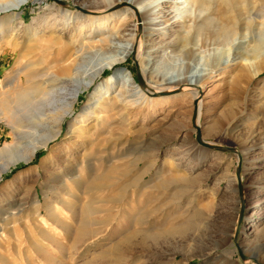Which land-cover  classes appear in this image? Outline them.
<instances>
[{
  "label": "rangeland",
  "instance_id": "1",
  "mask_svg": "<svg viewBox=\"0 0 264 264\" xmlns=\"http://www.w3.org/2000/svg\"><path fill=\"white\" fill-rule=\"evenodd\" d=\"M5 1L8 0H0V3ZM85 1L90 0H28L14 11H0V98L13 90L19 75L55 64L53 60L62 54L72 38V30L63 27L62 15L55 17L65 9L89 14L87 8L80 7ZM194 1L146 0L144 5L176 6L180 11L189 9L191 13ZM55 19L57 23L53 25ZM134 22L133 18L127 19L119 31L132 28ZM192 23L187 21L186 25L192 26ZM112 27L111 24L104 35L111 34ZM178 30L183 28L180 22H175L166 34L154 32L148 44L159 47L164 41L174 40ZM208 37L206 31L198 35L197 55L190 59L191 68L204 69L208 73L201 90L200 124L191 90L167 94L164 102L163 95L155 92L147 93L152 100L140 97L139 90L128 93L127 88H132L133 84L122 85V81L106 92V80L119 68L141 87L136 63L143 80L151 81L155 89L163 87L169 75L187 72L189 67L183 55L175 53L163 61L166 51L161 49L153 54V63L145 72L134 54L106 69L90 87L80 89L73 107H70V99L49 101L53 96L51 92L46 100H38L36 106L30 108L32 112L17 129L1 114L3 108L0 106V148L11 145L24 155L33 147L39 148L31 161L12 165L0 179V207L6 197L5 190L17 186L21 188L19 197L25 204L17 221L0 211V250L9 255L11 264L20 261L21 241L23 258L28 254V224L34 228L32 220L37 201L44 214L56 206L63 210L62 205L72 206L78 212L90 207L92 211L97 210L89 215L96 224L91 226L92 231L86 241H82L74 258H68L69 252H60L53 243L37 240L48 247L45 251H55L57 261L64 264H84L133 228L157 232L189 219L195 225L187 241H183L180 234L161 235L156 241L134 248L126 262L108 264H264V234H256L257 230L264 231V70L251 80L240 77L235 67L241 58L214 69L217 61L225 60L234 52L236 44L230 47L205 43ZM69 46L70 49L78 47ZM237 49L243 54L253 53L262 60L264 24L257 25L248 41ZM110 54V48L103 46L98 56L85 55L79 63L80 72L72 74H77L79 80L86 78V70ZM140 61L144 62L145 58L141 57ZM51 72H58L57 65ZM51 86L53 83L46 89ZM60 116L63 119L59 127L56 119ZM83 120L87 135L78 138L73 129ZM59 128V135L53 137ZM198 129L204 141L236 150H213L200 145L196 139ZM250 136L254 143L247 151L248 159L244 164L241 153L251 147L252 143L246 144ZM76 141L78 146L69 153L79 158L76 173L70 176L65 173L61 177L60 172L66 165L61 155ZM84 152L87 158L83 163L81 154ZM52 156L54 161H50ZM44 159L46 167L42 165ZM5 161L0 157V165ZM29 171L33 172V177L22 184L18 178ZM80 174L79 184H85L89 190L63 187L62 184L74 187L71 179ZM30 185L32 189L28 191ZM242 207L241 227L237 232L239 250L235 233ZM63 213L66 214L65 209ZM194 213H200L201 218L195 221ZM73 219L69 221L76 225L78 220ZM51 232L56 237L66 235L65 231L57 229ZM30 252L35 255L34 250ZM38 261L42 263L41 257Z\"/></svg>",
  "mask_w": 264,
  "mask_h": 264
},
{
  "label": "bare ground",
  "instance_id": "2",
  "mask_svg": "<svg viewBox=\"0 0 264 264\" xmlns=\"http://www.w3.org/2000/svg\"><path fill=\"white\" fill-rule=\"evenodd\" d=\"M27 1L28 0L5 1L0 3V11H14ZM145 1L146 0H90L89 2L85 1L80 4L81 8H87L88 11H90L89 14L81 12L74 13L71 9H65L61 14H57L55 18L62 15L64 19L62 21L64 29L72 30L70 43L65 46L64 51L61 52L62 54H58L57 59L53 60V63H55L53 66L55 67L57 65L58 72H51L53 66L47 64L43 69L31 70L18 76L13 90L5 92L4 96L0 98V106L3 108V110L1 109V114L5 116L8 123L14 129L23 126V122L27 119L26 116H28V113L32 112H29L30 108H32L38 100L43 98L46 100L45 97L51 92L53 96L49 98L50 100L48 99L49 101L55 102L57 99H70V107H73L74 103L78 100L80 89L82 87H90L95 79L105 72L106 69L112 68L116 63L123 62L134 54L136 56V62L141 65L142 71L145 72L153 63V54L159 52L161 49L166 51L162 57L163 61L167 57L171 58V56L176 55L175 53L183 55L189 67L187 72L169 75L165 78V85L160 87V89H155L151 81L147 80L145 82L144 80V84L141 86L143 87L142 89L136 84L134 78L130 74L124 69L119 68L106 80V92L109 93L113 86L122 81V85L127 83L133 84L132 88H127L128 93L139 90L140 97L152 100L147 93L153 94V92H155L160 96L163 95L161 100L164 102L168 99L166 96L167 94H172L173 92L178 94L185 89L191 90V94H193L197 106L199 117L198 124H200L203 106V95L201 90L203 88V81L206 79L208 73L205 72L204 69L191 68L190 59L197 55V37L202 31H206L209 36L208 40H205V43L228 44L230 47L236 44L234 52L232 54L229 53L225 60L217 61L214 65V69L221 66H228L238 58H241V61L238 62L235 67V69L240 71V77H247L251 80L264 70V58L258 60L257 55L255 56L253 53L243 54L237 49L248 41L249 34L254 31L257 25L264 24V0H195L194 11H191V13H188L189 9L180 11L178 9L179 7L176 6L144 5ZM120 4L123 6L114 9ZM184 13L186 14L182 15ZM129 18H133L135 21L133 27L119 31V28L123 26ZM173 18H176V20L171 22ZM187 21H192V26L188 25V27L186 25ZM175 22H180L183 30H178V35L174 40L164 41L156 48L148 44L154 32L158 31L161 34H166ZM56 23L57 21L55 19L53 25ZM111 24L113 25L110 31L111 34L104 35V33L107 32L105 30L109 28ZM114 30L117 31L114 32ZM69 45L78 47L70 49L71 47ZM103 46L109 47L111 54L103 60H97L90 69L86 70L88 73L86 78L79 80L77 74L82 68L79 65L81 60H83L87 54L98 56ZM156 56H158V54L155 55L154 58ZM141 57L145 58L144 62H141L142 60L140 61ZM73 71L77 74H72ZM51 83H53V86H51V89L47 90L48 88L46 89V86ZM168 89H170V91H168ZM154 100L159 99H153V101ZM62 119L63 116L56 119V123H58L59 127ZM86 128V122L83 120L75 126L73 133L76 134L78 138H85L87 135ZM59 133L60 128L55 131L53 137L58 136ZM253 139L254 138L250 136L246 140V144L252 143L249 145L251 147L241 153L242 162H244V164L248 159L246 158L247 153L253 147ZM47 144V142L44 143V146ZM77 144L78 141H76L75 145L70 143L65 154L61 155V158L66 161L64 170L60 172L61 177L65 176V173H70L69 176L76 173V166L79 162V158H77V156L71 157L72 155H69V153L75 149L74 146H78ZM38 150V147H33L28 154L24 155L19 148H14L11 145L1 147L0 157L5 158L6 161L3 165H0V179L3 173L7 169H10L12 165H16L20 161H31ZM86 158L87 154L85 152L82 153L81 160L83 163ZM46 161L47 160L44 159L42 162V165L45 167L47 166ZM50 161H54L53 156ZM32 175V171L23 173L18 180H20L22 184H27L33 177ZM81 179V174L71 179V181L75 183L74 187L69 184L68 186L62 185L66 187L67 190H89V187L84 186L85 184H79ZM115 183H113V186L117 185ZM31 189L32 187L30 185L27 190L29 191ZM5 191L6 197H4L2 208L0 207V211H2L1 214L8 213L11 216L9 218L17 221L19 220L21 212L24 210L23 205H25L23 199L19 197L21 188L17 186L11 190ZM62 206L63 210H66L65 215H63V210L57 206L55 208H50L48 214H44V209L42 210L39 201H37V205L34 206L35 215H33L34 218L32 220L34 228H31L30 223L28 224L29 233L28 237H26V252L28 251V254L26 258H23L21 252L24 250V247H21L23 245L21 241L19 248L20 261H17L18 264H36V262H40L38 261L40 257L42 260V263L40 262L41 264H64V262L57 261L54 256L55 251H45L48 247L45 244L39 243L37 241L38 239L53 243L62 253L68 251V258H74L76 256L82 241H84L85 238L89 236L90 231H92L91 226L96 224V222L89 217V215L95 211H92L91 209L93 208L90 207V209L78 212L73 209L72 206ZM26 217L27 216H25V218ZM73 218H77L78 220L76 225H72L73 223L69 221ZM200 218V213H194L195 221ZM30 220L31 219L28 218V222H30ZM193 223L195 222L189 219L183 221L182 224L176 227L157 232H144L137 228H133L128 233L121 235L117 242L107 249L101 250L93 259L84 264L126 262L129 253L133 251L134 248H138L139 245L143 246V244L145 245L148 242L156 241L161 235L180 234L185 239L183 241H187L189 231L191 227L195 225H193ZM52 229L65 231L66 235L56 237L51 232ZM69 234L72 237L69 238ZM95 234L93 232V235ZM256 234L257 236L263 235L264 231H262V229L257 230ZM146 248L148 247L144 249ZM30 250H34L35 255H33V251L30 252ZM10 262L12 261L9 255L0 250V264H9Z\"/></svg>",
  "mask_w": 264,
  "mask_h": 264
},
{
  "label": "water",
  "instance_id": "3",
  "mask_svg": "<svg viewBox=\"0 0 264 264\" xmlns=\"http://www.w3.org/2000/svg\"><path fill=\"white\" fill-rule=\"evenodd\" d=\"M133 59H134V56H133ZM136 71H137V78H138V81L140 84H144V80H143V76L141 74V71L139 69V66L138 64L136 63ZM196 139H197V142L200 144V145H203V146H206L210 149H213V150H222V151H235L236 149L233 148V147H228V146H222V145H216V144H212L210 142H206L202 139V136H201V133L198 129V132H197V136H196ZM242 215H243V207L240 211V214H239V220H238V223H237V227H236V233H235V242H236V245L238 247V249L240 250V246L237 242V232L239 231L240 227H241V221H242ZM243 256V255H242Z\"/></svg>",
  "mask_w": 264,
  "mask_h": 264
}]
</instances>
